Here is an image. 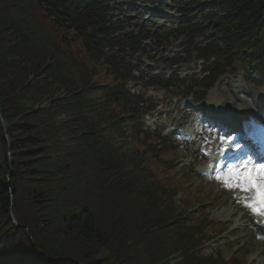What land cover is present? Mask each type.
I'll use <instances>...</instances> for the list:
<instances>
[{
  "label": "trees",
  "instance_id": "trees-1",
  "mask_svg": "<svg viewBox=\"0 0 264 264\" xmlns=\"http://www.w3.org/2000/svg\"><path fill=\"white\" fill-rule=\"evenodd\" d=\"M183 1L207 27L116 35L109 0H0V264H246L204 254L224 227L175 200L189 173L169 177L171 143L143 131L150 100L127 89V57L214 32L197 49L216 59L211 81L264 62V0Z\"/></svg>",
  "mask_w": 264,
  "mask_h": 264
},
{
  "label": "rangeland",
  "instance_id": "rangeland-1",
  "mask_svg": "<svg viewBox=\"0 0 264 264\" xmlns=\"http://www.w3.org/2000/svg\"><path fill=\"white\" fill-rule=\"evenodd\" d=\"M163 0H156V2H162ZM166 7L161 8L160 12H146L145 8L129 7L121 5L116 7V11L121 8V16L119 18L118 12H112L110 14L117 19L128 22L131 26L137 24L142 25L147 29H154L161 32H167L175 29V27L188 18L191 23H202V17L200 14H194L192 16L183 15L185 6L178 5L176 3H163ZM114 7V6H112ZM115 13V14H114ZM155 14V15H154ZM160 14V15H159ZM132 29L138 30L136 27L127 28L123 33H129ZM210 33L208 36H211ZM206 37L195 39L194 41H182L177 42L172 47H166L163 50L153 51V47L148 42L146 52L144 55L140 53L135 57H132L133 64L139 66L140 70L156 74L160 76L171 77L178 75L186 80V88L175 89L172 91L163 89H147L142 83H131L129 88L135 92H143L148 96L151 95V99L159 105L158 109L150 115L149 120L143 121L145 127L151 131L154 129L159 130V133L169 132L174 130L180 132L187 130L191 125L190 122L199 120L202 118V112L209 106L220 101L224 94V83L229 82L234 92L246 89L249 92L256 94V99L259 95L264 94V82L260 73H264V63H262L259 70L255 68H243L236 70L238 76L231 74L222 77L219 82L213 86V90L207 93L203 90V85L200 83L204 75L200 72L202 69V61L198 62L194 60L196 54H192L188 58L187 64L181 67H173L175 63L174 56L180 52H186L192 45H202L206 42ZM206 64L205 66H208ZM45 77L47 75H44ZM30 81V78H29ZM190 82V83H189ZM194 83L198 89L195 95L188 96L190 90L188 86ZM230 86V87H231ZM55 98H63L60 93H55ZM239 95L235 94V98ZM202 100L199 103L197 101ZM236 100V99H235ZM264 102V101H263ZM48 102L43 104L42 107H48ZM236 105H241L236 100ZM60 120H65L62 116ZM209 124H205L206 128L202 132L201 140L211 144L212 147L221 144L222 141L227 139H221L215 130L209 128ZM187 128V129H186ZM158 133V132H157ZM176 146L182 159L176 161L174 164L182 163L185 168L193 170V174L201 175L200 171L203 166H207L208 156L204 146H200V142L191 143L182 139L179 135L174 134L170 138ZM217 141V143H216ZM162 148L159 144L156 149ZM179 171V169H177ZM170 175V174H169ZM194 175H192L194 177ZM228 175L224 177H213V180L194 179V182L188 184L186 194L191 196L192 199H196L200 202H204L205 210L203 217H209L216 223H223L230 226L228 232L220 236L218 239L206 246V252L219 250L222 256L226 260H230L236 256L244 255L245 259L252 263L256 261V264H264V224L260 223L262 216L254 214L248 207H245V201L251 198L254 191L245 193L238 191L235 188L229 189L224 186L225 180ZM188 187L190 189H188ZM181 196V195H180ZM239 197V199H237ZM212 206H215L212 208ZM226 209L231 211V215L226 216L225 219H219L217 214L223 213ZM222 220V221H221ZM98 248H96L97 252ZM102 255V251L98 253V256Z\"/></svg>",
  "mask_w": 264,
  "mask_h": 264
},
{
  "label": "bare ground",
  "instance_id": "bare-ground-1",
  "mask_svg": "<svg viewBox=\"0 0 264 264\" xmlns=\"http://www.w3.org/2000/svg\"><path fill=\"white\" fill-rule=\"evenodd\" d=\"M230 86L231 84L229 82L224 83L223 91L225 95H223V98L220 101L216 102V104L214 103L211 108L214 109V112L217 108H223L224 114L225 112H228V110H231L233 107H235L237 110L234 119H225H228L231 124L238 126L240 131L243 133V135L246 136V138H251L252 140L257 142H263L262 146L258 149L264 151V120L261 119L260 116V110L262 106L260 105L258 99L255 98V93L249 92L246 89L242 90V88L241 92H234V90H232V86ZM226 91L228 93H226ZM235 94L239 95V98H235ZM263 96L264 95H262V97ZM235 99L241 103L240 106L235 104ZM249 115L254 116L253 126L248 125ZM225 145L227 144H224L223 146ZM211 169L214 170L215 168L211 167ZM228 210L226 209L219 217L226 218V216L231 215V211ZM262 221L264 222V220Z\"/></svg>",
  "mask_w": 264,
  "mask_h": 264
},
{
  "label": "snow or ice",
  "instance_id": "snow-or-ice-1",
  "mask_svg": "<svg viewBox=\"0 0 264 264\" xmlns=\"http://www.w3.org/2000/svg\"><path fill=\"white\" fill-rule=\"evenodd\" d=\"M224 186L245 193L254 190L255 196L250 202H245L244 206L254 214L264 216V164L257 166L251 158L238 161L236 165L229 166Z\"/></svg>",
  "mask_w": 264,
  "mask_h": 264
},
{
  "label": "water",
  "instance_id": "water-1",
  "mask_svg": "<svg viewBox=\"0 0 264 264\" xmlns=\"http://www.w3.org/2000/svg\"><path fill=\"white\" fill-rule=\"evenodd\" d=\"M13 218V217H12ZM14 219V218H13Z\"/></svg>",
  "mask_w": 264,
  "mask_h": 264
}]
</instances>
